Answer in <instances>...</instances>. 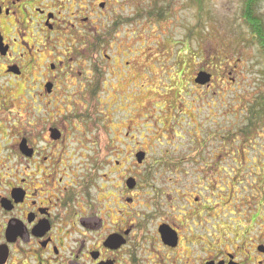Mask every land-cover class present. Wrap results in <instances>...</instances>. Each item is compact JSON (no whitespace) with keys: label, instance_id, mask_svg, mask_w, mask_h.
Wrapping results in <instances>:
<instances>
[{"label":"flooded vegetation","instance_id":"1","mask_svg":"<svg viewBox=\"0 0 264 264\" xmlns=\"http://www.w3.org/2000/svg\"><path fill=\"white\" fill-rule=\"evenodd\" d=\"M139 11L137 0H0V264H246L253 251L264 264L261 243L219 251L243 147L188 146L141 185L139 124L128 121L131 147L116 129L114 148L106 140L100 95H133L140 71L138 55L107 46L133 40Z\"/></svg>","mask_w":264,"mask_h":264},{"label":"rangeland","instance_id":"2","mask_svg":"<svg viewBox=\"0 0 264 264\" xmlns=\"http://www.w3.org/2000/svg\"><path fill=\"white\" fill-rule=\"evenodd\" d=\"M244 1L202 0L199 10L191 0H137L136 36L118 46L109 44L106 50L108 56L138 55L134 93L127 96L125 88L114 87L100 95L101 121H108L105 136L110 147L115 145L109 142L112 129L124 138L128 121L139 124L140 138L133 139L132 145L147 153L148 162L139 170L141 185L148 178H166L165 169L156 163L176 151L185 155L188 146L244 148V159L236 157L237 163L245 162L241 169L235 168L240 173L236 196L218 212L220 253L233 250L240 239L248 251L255 244L264 245V117L255 116L260 113L257 103L264 99V54L242 18ZM256 12L264 21V1ZM200 70L213 74L210 89L194 83ZM230 70L234 82L223 85ZM227 219L241 228L228 230ZM259 260L253 251L245 263Z\"/></svg>","mask_w":264,"mask_h":264},{"label":"trees","instance_id":"3","mask_svg":"<svg viewBox=\"0 0 264 264\" xmlns=\"http://www.w3.org/2000/svg\"><path fill=\"white\" fill-rule=\"evenodd\" d=\"M191 1L197 6L199 10H201L202 0ZM262 1L264 0H245L242 18L264 54V21L263 18L256 12L257 5ZM256 108L258 112H260V115L255 113V116H257V120H260L262 117H264V99L257 103Z\"/></svg>","mask_w":264,"mask_h":264},{"label":"water","instance_id":"4","mask_svg":"<svg viewBox=\"0 0 264 264\" xmlns=\"http://www.w3.org/2000/svg\"><path fill=\"white\" fill-rule=\"evenodd\" d=\"M210 81V75L206 72H199L196 75V78L194 80L195 84L204 86L208 84ZM142 159V156H140V160Z\"/></svg>","mask_w":264,"mask_h":264}]
</instances>
